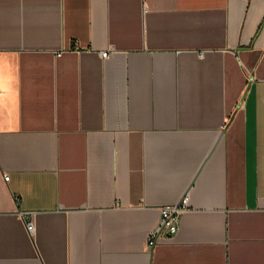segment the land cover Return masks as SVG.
I'll return each instance as SVG.
<instances>
[{
	"label": "crops",
	"instance_id": "1",
	"mask_svg": "<svg viewBox=\"0 0 264 264\" xmlns=\"http://www.w3.org/2000/svg\"><path fill=\"white\" fill-rule=\"evenodd\" d=\"M0 264H264V0H0Z\"/></svg>",
	"mask_w": 264,
	"mask_h": 264
},
{
	"label": "built area",
	"instance_id": "2",
	"mask_svg": "<svg viewBox=\"0 0 264 264\" xmlns=\"http://www.w3.org/2000/svg\"><path fill=\"white\" fill-rule=\"evenodd\" d=\"M57 53L56 56H59ZM110 56L109 52H101L100 57L102 59H107ZM4 181H8L6 175L3 176ZM187 209V198L183 199L175 204L166 207H161L159 209V220L157 225L147 234L145 240V246L147 250H152L157 244L160 237L163 236H173L178 231L179 219L181 215ZM21 217L25 220V229L32 235L34 233V225L31 220H27L26 214H21Z\"/></svg>",
	"mask_w": 264,
	"mask_h": 264
}]
</instances>
